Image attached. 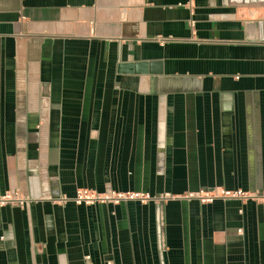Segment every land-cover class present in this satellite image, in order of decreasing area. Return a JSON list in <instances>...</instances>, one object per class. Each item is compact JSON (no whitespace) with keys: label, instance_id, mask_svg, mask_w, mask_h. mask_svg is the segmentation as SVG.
<instances>
[{"label":"crops","instance_id":"1","mask_svg":"<svg viewBox=\"0 0 264 264\" xmlns=\"http://www.w3.org/2000/svg\"><path fill=\"white\" fill-rule=\"evenodd\" d=\"M185 3L0 0V264H264V0Z\"/></svg>","mask_w":264,"mask_h":264},{"label":"built area","instance_id":"2","mask_svg":"<svg viewBox=\"0 0 264 264\" xmlns=\"http://www.w3.org/2000/svg\"><path fill=\"white\" fill-rule=\"evenodd\" d=\"M195 3L196 0H186V3L184 4L193 14L195 12ZM190 23L192 26L195 25V21L193 19L190 20ZM202 201H211L215 197H224V198H241L246 199L249 197H252V194L249 192H245L242 190H220L218 193H207L200 195ZM14 197L11 196H3L0 198V204L14 200ZM132 199H140L142 201H147L150 199V196L148 194H143L139 192H123V191H113L109 193H99L96 190H92L89 188H80L77 190L76 197L74 198V201L77 204H94V203H107L112 202L115 204H118L122 201L126 200H132Z\"/></svg>","mask_w":264,"mask_h":264}]
</instances>
